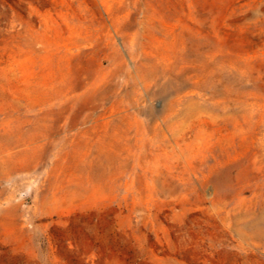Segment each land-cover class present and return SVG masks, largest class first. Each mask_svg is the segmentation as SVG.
I'll return each mask as SVG.
<instances>
[{
  "label": "rangeland",
  "instance_id": "374dc122",
  "mask_svg": "<svg viewBox=\"0 0 264 264\" xmlns=\"http://www.w3.org/2000/svg\"><path fill=\"white\" fill-rule=\"evenodd\" d=\"M0 264H264V0H0Z\"/></svg>",
  "mask_w": 264,
  "mask_h": 264
}]
</instances>
